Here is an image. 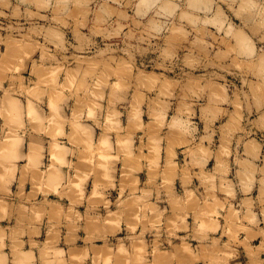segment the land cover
Returning <instances> with one entry per match:
<instances>
[{"label": "rangeland", "instance_id": "374dc122", "mask_svg": "<svg viewBox=\"0 0 264 264\" xmlns=\"http://www.w3.org/2000/svg\"><path fill=\"white\" fill-rule=\"evenodd\" d=\"M56 1L0 0V264H264L263 0Z\"/></svg>", "mask_w": 264, "mask_h": 264}, {"label": "bare ground", "instance_id": "6f19581e", "mask_svg": "<svg viewBox=\"0 0 264 264\" xmlns=\"http://www.w3.org/2000/svg\"><path fill=\"white\" fill-rule=\"evenodd\" d=\"M23 1H24V2L26 1V2H27V1H29V0H23ZM30 1H31V0H30ZM32 1H33V0H32ZM36 1H37V2L40 1V3H42V1H43V3H44L45 0H42V1H41V0H39V1L36 0ZM47 1H48V0H46V2H47ZM57 1H59V0H57ZM57 1H56V2H57ZM68 1H69V0H68ZM70 1H71V0H70ZM73 1H74V0H73ZM77 1H78V0H76V2H75V1H74V2L77 3ZM143 1H145L146 4H147V2H148L149 0H148V1H146V0H142L141 2L139 1V2H138L139 5L142 4ZM163 1H164V0H163ZM168 1H169V0H168ZM168 1H167V2H168ZM194 1H195V0H192L193 4H191L192 2H190V5H191V6H194V4H195ZM230 1H231V0H230ZM235 1H236V0H235ZM239 1H241V0H239ZM243 1H244V0H243ZM243 1H242V2H243ZM246 1H247V0H246ZM246 1H245V5L247 4L246 6H248L249 8H250V6H252V5H255V6L257 5V4H254V2L251 1V0H249L248 2H246ZM261 1H262V0H261ZM34 2H35V1H34ZM37 2L35 3V6H34V7H36V6L38 5ZM62 2H63L62 4H65L63 0H62ZM80 2H81V0H80ZM80 2H79V3H80ZM82 2H83V0H82ZM84 2H86V1L84 0ZM145 2H143V3H145ZM151 2H154V1L151 0ZM161 2H162V1H161ZM197 2H198V0L196 1V5L194 6L195 8H193V9H195L196 12H197V11L199 10V9H197V8H200L201 6H203L204 8H202V10H203V12H204L203 14H205L206 11H204V9H205V8H208V7H205V5H207V4L203 5V4L201 3L202 5H200V3H198V6H197ZM200 2H201V0H200ZM223 2H224V1H223ZM225 2H226V1H225ZM228 2H229V1H228ZM250 2H251V3L253 2V4H251V5L249 6L248 4H249ZM258 2H260V1H258ZM43 3H42V4H43ZM66 3H67V1H66ZM87 3H88V2H87ZM148 3H150V1H149ZM165 3H166V1H165ZM172 3L174 4V2H171V4H172ZM226 3H227V2H226ZM230 3H232V1H231ZM255 3H257V1H256ZM18 4H19V3H18ZM44 4H45V3H44ZM51 4H52V3H51ZM53 4H54V3H53ZM57 4H58V3H57ZM59 4H61V1H60ZM59 4H58V5H59ZM72 4H73V3H72ZM151 4H152V3H151ZM151 4H150V5H151ZM153 4H154V3H153ZM153 4H152V5H153ZM161 4H164V2L161 3ZM167 4L169 5L170 3L168 2ZM167 4H166V5H167ZM173 4H172V6H169V7H170L169 10L167 9V10L169 11V12L167 11L168 13H171V11H170L171 8H173V9H172L173 11H174V9H176V6H177V5L175 4V6H174ZM210 4H211V3H210ZM210 4L208 3V6H209ZM235 4H236V3H235ZM237 4H239L238 1H237ZM237 4H236V5H237ZM258 4H260V6L257 5L256 8H258V7H262V8H263V6H264V0H263L261 3H258ZM81 5H82V6H83V5L86 6L87 4L84 3V4H81ZM150 5H149V6H150ZM166 5H165V6L163 5V6L161 7L162 12L166 9V7L168 8V6H166ZM190 5H188V6L190 7ZM199 5H200V6H199ZM228 5H229V4H228ZM240 5L242 6L241 2H240ZM240 5H239V8L241 7ZM261 5H262V6H261ZM19 6H20V5H19ZM65 6H66V5H64V7H65ZM69 6H70V5H69ZM79 6H80V5H79ZM85 6H84V8L82 7V8H83V11L86 10L85 8H86L87 6H86V7H85ZM141 6H142V8H143V4L140 5L139 7H141ZM196 6H197V7H196ZM237 6H238V5H237ZM246 6H245V9L248 10V7L246 8ZM22 7H23V5H22ZM37 7H38V6H37ZM37 7H36V8H37ZM48 7H49V5H48ZM48 7H47V8H48ZM62 7H63V5H62ZM137 7H138V6H137ZM147 7H148V6H147ZM163 7H164V8H163ZM174 7H175V8H174ZM209 7H210V8H209L208 10L211 12V10H210V9H211V5H210ZM243 7H244V3H243V6H242L241 8H243ZM252 7L254 8V6H252ZM55 8H56V5H55ZM55 8H54V9H55ZM142 8H141V10H142ZM149 8H150V7H149ZM149 8H147V10H148ZM190 8H191V7H190ZM239 8L237 7L236 9L239 11ZM241 8H240V9H241ZM256 8L254 9V11H252V12H255L254 15H253V14H248L246 17H247V18H249V17H252V18H253V16H255V14H257V13H256L257 10H259V9H256ZM32 9H33V8H32ZM62 9H63V8H62ZM65 9H69V8H65ZM145 9H146V6H145ZM145 9H144V10H145ZM163 9H164V10H163ZM200 9H201V8H200ZM250 9H251V8H250ZM63 10H64V9H63ZM195 10L192 11V10L190 9V11H192L193 13H195V12H194ZM237 10H236V13H237L236 16L238 15V11H237ZM243 10H244V9H243ZM243 10H242V11H243ZM65 11H68V10H65ZM108 11H109V10H108ZM165 11H166V10H165ZM165 11H164V14H165V13L168 14V13L165 12ZM190 11H188V12L191 13ZM216 11H217V10H216ZM260 11L262 12V11H264V10L261 9ZM260 11H259V13H261ZM69 12H70V11H69ZM72 12H73V11H72ZM85 12H86V11H85ZM142 12H143V11H142ZM142 12H141V13H142ZM174 12H175V11H174ZM186 12H187V11H186ZM186 12H185V11H182V12H181V13H183V14L185 13V14L187 15V16H185V15L182 14L183 19H184L185 17L188 18V17H190V15H191V16H193L192 18H190L191 21L188 20V19H186V18H185V20H186V21L188 20L187 22L190 21V22H192L193 24H194L195 22H197V20H198V16H196V15H199V14H196V13H195L196 15L194 14V15L196 16V19H195V16H194L193 14L188 15L189 13H186ZM198 12H199V11H198ZM218 12H219V11H218ZM247 12H249V10H248ZM252 12H251V13H252ZM62 13H64V12H62ZM62 13H61V14H62ZM172 13H173V12H172ZM199 13H200V12H199ZM213 13H214V11H213ZM240 13H241V11H240ZM259 13H258V14H259ZM262 13H264V12H262ZM67 14L70 15L68 12H67ZM67 14H66V15H67ZM103 14H105V13H101V12H100V15H99V16L101 17ZM215 14H216V13H215ZM217 14H219V13H217ZM217 14L214 15V16L216 17ZM220 14H221V13H220ZM220 14H219V15H220ZM258 14H257V16H258ZM54 15H55V14H54ZM62 15L64 16L65 14H62ZM62 15L60 16L61 18L63 17ZM206 15H207V14H206ZM242 15H243V14H242ZM261 15H264V14H261ZM71 16H72V15H71ZM71 16H66V17L71 18ZM178 16H179V15H178ZM184 16H185V17H184ZM214 16H213V17H214ZM220 16H221V15H220ZM54 17H56V16H54ZM103 17H104V16H103ZM213 17L211 18V20H214ZM218 17H219V16H218ZM258 17H259V16H258ZM58 18H59V17H58ZM181 18H182V17H181ZM193 18H194V20H196V21L193 22V21H192ZM206 18H207V16H206ZM219 18H220V17H219ZM223 18H224V17H223ZM254 18H255V17H254ZM262 18H263V17H262ZM262 18L260 17L261 20H262ZM64 19L66 20V18H64ZM199 19H200V18H199ZM208 19H209V17H208ZM216 19H218V18H216ZM216 19H215V21H216V22L218 21V23H219L220 20H216ZM250 19H251V18H250ZM263 19H264V18H263ZM204 20H205V18H203V20L200 19V22H203V23H204ZM206 20H207V19H206ZM209 20H210V19H209ZM209 20H208V21H205V22L207 23V22H209ZM222 20H223V19H222ZM244 20H245V19H244ZM62 21H63V20H62ZM158 21L160 22V20H158ZM198 21H199V20H198ZM215 21H213V22H215ZM245 21H246V20H245ZM247 21H248V20H247ZM200 22H199V23H200ZM216 22H215V24H214V23H213V24L216 25ZM220 22H221V23H225V22H223V21H220ZM263 22H264V21H263ZM192 23H191V24H192ZM197 23H198V22H197ZM206 23H205V24H206ZM218 23H217V24H218ZM261 23H262V22H261ZM195 24H196V23H195ZM200 24H201V23H200ZM208 24H212V22L210 21ZM219 24H220V23H219ZM257 24H260V22H259V23L257 22ZM263 24H264V23H263ZM206 25H207V24H206ZM206 25H205V28H206ZM221 26H222V25H221ZM222 27H224V26H222ZM227 27H229V26H227ZM227 27H226V29L229 30V31L227 32V34H228V33L231 32L230 29H231L232 27H231L230 29L227 28ZM205 30H206V29H205ZM234 31H235V30H234ZM236 31H239V30H236ZM207 32H208V31H207ZM207 32H206V33H207ZM241 32H242V31H241ZM241 32H235V33L233 32V33H234V34L238 33L239 35L236 34L235 37H236V38H237V37L240 38L239 36H242ZM231 34H232V33H231ZM234 34H233V37H234ZM240 34H241V35H240ZM243 34H245V33L243 32ZM245 36H246V37H245ZM245 36H244L245 38L242 36V37L244 38V40H243L242 38H241V39H238V38H237V39H238V40H237V39L234 37V40H233V41H234V44L238 43V42H235V39H236V41H240V43H241V41L244 43L245 39L249 37V36L246 35V34H245ZM247 36H248V37H247ZM249 38H250V37H249ZM250 40H252V39H250ZM250 40H249V41H250ZM249 41H248V39H246L245 44H248ZM240 43H238V44L235 45V46H237V49H239V53H238L239 55H240L241 52H242L243 55H244V54H247L248 52L250 53V52L252 51V48L254 47V46H252V47H251V46H248V45H252V44H250V43H252V42H249V44L246 45V47H247V46H248V47H251V49L249 48L250 50H246V47L244 46V44L241 43V45H240L241 49H242L243 51H244V50H245V51H248V52H245V53H244L242 50H240V47H239V44H240ZM229 44H230V43H229ZM227 45H228V44H227ZM242 45L245 47V49L242 48ZM229 47H230V46H229ZM248 47H247V48H248ZM232 48H234V46H232ZM235 48H236V47H235ZM230 49H231V48H230ZM253 49H254V48H253ZM234 51H236V50H234ZM240 51H241V52H240ZM251 53H253V51H252ZM251 53H250L249 56L252 55ZM234 54H235V53H234ZM236 54H237V52H236ZM242 54H241V55H242ZM254 54H255V53H254ZM256 54H257V53H256ZM236 56H237V55H236ZM244 56H248V54H247V55H244ZM249 56H248V57H249ZM254 56H255V55H254ZM240 57H241V56H240ZM256 57H257V56H256ZM256 57H255V58H256ZM258 57H263V56L261 55V56H258ZM236 58H237V57H236ZM253 58H254V57H253ZM255 58H254V59H255ZM238 59H239V58H238ZM241 59H242V58H241ZM245 59H246V58H245ZM248 60H249V58H248ZM250 60H251V58H250ZM250 60H249V61H250ZM239 61H241V60L239 59ZM243 61H244V59H243ZM252 61H253V60H251L250 62H247V63H252ZM254 63H255V62H254ZM256 63H257V60H256ZM258 63H259V62H258ZM258 63L255 64V65H256L255 67H257V68H259V67H258ZM259 64H260V63H259ZM259 66H260V65H259ZM261 66H262V65H261ZM257 68H256V69H257ZM252 69H253V68H252ZM263 69H264V66H263V68H262L261 71H263ZM257 70H258V69H257ZM259 71H260V70H259ZM261 71H260V72H261ZM262 73H263V72H262ZM258 74H259V72H258ZM260 75H262V74H260ZM260 75H259V76H260ZM263 76H264V74L262 75V77H263ZM260 79H263V78H259V81H260ZM262 81H264V80H261V82H262ZM261 82H260V83H261ZM14 108H15V107H14ZM2 109H3V108H2ZM15 111H16V109H15ZM4 140L6 141L5 138H4ZM249 174H250V173H249Z\"/></svg>", "mask_w": 264, "mask_h": 264}, {"label": "crops", "instance_id": "0c3cea01", "mask_svg": "<svg viewBox=\"0 0 264 264\" xmlns=\"http://www.w3.org/2000/svg\"><path fill=\"white\" fill-rule=\"evenodd\" d=\"M1 102V100H0ZM23 115H24V123H26L27 125V120H26V107L23 108ZM12 128V127H11ZM29 128V126H28ZM11 129L7 126H5L3 124V121L1 120L0 118V137H4L6 134L8 133H13L15 135H20L22 132L20 131V133L18 131H10ZM28 133H31V132H28ZM30 138H33V140H38L37 136L36 135H30ZM34 142V141H33ZM44 142V146L46 147V149L49 147V143L51 142V140L46 137L45 140L43 141ZM48 151V150H47ZM18 155H17V159L20 160L19 162H16L13 163V165H17V166H20L21 165V161L23 159V157H25L26 155V152L25 151H22L21 152V149L19 148L18 151H17ZM18 178V175L15 176L11 181H10V185L9 187H6V186H2L0 188V203L2 204H5L7 206H10V204H13L14 205V208H17V206L20 204V201H22V199L20 198V185H19V179ZM6 180L3 181V183L5 184ZM5 189H9V195H5ZM24 193V197H27L30 193L28 187H26L25 185V191H23ZM251 200H255L256 201V195L251 197L250 198ZM254 209V208H253ZM245 211V210H244ZM255 214L257 216V222H260L261 221V213L259 212V209H258V213H256L255 211ZM13 217H15V212H13ZM242 225H244L247 229H250V230H253V231H256L258 227H256L254 224H249V223H246L245 221L242 222ZM32 228V227H31ZM260 228V226H259ZM258 228V229H259ZM12 230H20V228L16 227L15 224L12 226L11 228ZM28 227H24L23 230L24 232H27L28 231ZM32 229H35V228H32ZM82 237H83V234H81ZM72 237H79V232L78 233H75L72 235ZM65 238H66V226L63 227V231H62V236H61V245L64 246V247H67V246H74V244H70V243H66L65 241ZM79 239V238H78ZM77 239V240H78ZM9 240V239H7ZM26 240V238H25ZM28 240V239H27Z\"/></svg>", "mask_w": 264, "mask_h": 264}]
</instances>
